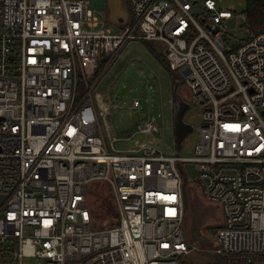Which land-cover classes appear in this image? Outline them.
Segmentation results:
<instances>
[{"label":"built area","instance_id":"obj_1","mask_svg":"<svg viewBox=\"0 0 264 264\" xmlns=\"http://www.w3.org/2000/svg\"><path fill=\"white\" fill-rule=\"evenodd\" d=\"M125 2L130 19L113 31L93 0H0V264H182L197 243L188 162L222 207V264H264V30L237 37L217 0ZM135 39L166 43L201 107L188 155L149 140L118 147L101 123L112 106L93 89ZM95 183L111 187L110 225L90 207Z\"/></svg>","mask_w":264,"mask_h":264},{"label":"rangeland","instance_id":"obj_2","mask_svg":"<svg viewBox=\"0 0 264 264\" xmlns=\"http://www.w3.org/2000/svg\"><path fill=\"white\" fill-rule=\"evenodd\" d=\"M96 14L100 19L105 16L109 19V26L117 30L118 25L128 21V7L125 0H104L102 4L93 0ZM223 9H232L235 14L230 20V26L235 28L237 37H246L247 0H217ZM237 28V29H236ZM148 43L156 51L166 54V43L162 40L150 39ZM166 59V56H164ZM177 94L189 104L184 120L193 126L182 141V154H190L197 139L196 127L201 121V107L193 102L192 92L187 83L175 77L170 69L141 39L130 40L106 68L97 82L93 92L99 91L102 98L108 101L112 109L107 117L101 115L103 127L108 126L113 138H116L118 147L136 145L138 142L152 141L169 151L176 148L173 118H172V92ZM138 98L140 106H133V99ZM103 106L104 103L102 102ZM155 116L156 127L153 133L137 134L129 140L139 122L145 121L150 116ZM108 129H105L107 132ZM188 177L185 184L186 229L189 239L195 241L196 234L206 237L199 240L197 246L189 253L183 254L182 264H215L208 250L217 246L214 240V221L219 217V210H214L212 201L204 197L201 188L193 178L196 175L195 164H184ZM90 207L95 210L100 223L108 222L110 214L116 212L113 204L111 187L106 183L92 184L88 189ZM214 203V202H213ZM112 206V211L111 207ZM105 209L107 211H105ZM111 212V213H110ZM108 221H106V219ZM110 225V224H109ZM25 264H44L38 257H30Z\"/></svg>","mask_w":264,"mask_h":264},{"label":"trees","instance_id":"obj_3","mask_svg":"<svg viewBox=\"0 0 264 264\" xmlns=\"http://www.w3.org/2000/svg\"><path fill=\"white\" fill-rule=\"evenodd\" d=\"M245 15V24L249 27L251 33H257L261 30H264V0H247ZM143 41L147 43V46L153 51L154 54H156V56L161 60V62L170 69L166 54L156 51V49L148 43V39H144ZM164 56H166V59ZM171 73L173 74L172 71ZM110 208L112 211V206ZM105 211L107 210L105 209ZM105 219L106 221H108L107 218ZM106 223L107 222H104L103 224Z\"/></svg>","mask_w":264,"mask_h":264},{"label":"water","instance_id":"obj_4","mask_svg":"<svg viewBox=\"0 0 264 264\" xmlns=\"http://www.w3.org/2000/svg\"><path fill=\"white\" fill-rule=\"evenodd\" d=\"M177 102H178V100H177ZM180 102H181V107L176 108L172 113L177 150H180L182 148L183 139L185 138L187 133L193 129V126L184 120V114H185L187 108L189 107V104L187 102H185L181 97H180ZM106 224L109 225V222H107ZM196 237H198L199 240H202V239L207 240V238L200 237L197 234H196ZM208 251L210 254H212L214 256L215 264H220L221 263V260H220L221 254L216 250H214V251L208 250Z\"/></svg>","mask_w":264,"mask_h":264},{"label":"crops","instance_id":"obj_5","mask_svg":"<svg viewBox=\"0 0 264 264\" xmlns=\"http://www.w3.org/2000/svg\"><path fill=\"white\" fill-rule=\"evenodd\" d=\"M97 1H100V0H97ZM102 2H104V0H102ZM102 2L100 3V4H102ZM99 4V5H100ZM127 4V3H126ZM128 7V6H127ZM128 14H129V18H128V21H129V19H130V13H129V10H128ZM105 19H106V21H107V25L109 24L108 22H109V19L107 18V16H105ZM127 21V22H128ZM109 26V25H108ZM123 26V24H121V25H118V29L119 28H121ZM110 27V26H109ZM113 31H117V30H115V29H113L112 27H110ZM214 201H212V206H213V208H214V210H216V208H218V210H219V215H216L215 214V216H218L219 218L216 220V221H214V223L213 224H215V226H218V225H222L223 223H224V215H223V210H222V207H221V205L218 203V202H214Z\"/></svg>","mask_w":264,"mask_h":264},{"label":"flooded vegetation","instance_id":"obj_6","mask_svg":"<svg viewBox=\"0 0 264 264\" xmlns=\"http://www.w3.org/2000/svg\"><path fill=\"white\" fill-rule=\"evenodd\" d=\"M172 104H173V110H172V113H173V111L176 109V108H180L181 107V102H180V97H179V95L177 94V91L176 90H174L173 92H172ZM178 98V99H177ZM177 100H178V102H177ZM209 254V253H208ZM210 255V254H209ZM211 257H212V255H211ZM212 261H213V257H212Z\"/></svg>","mask_w":264,"mask_h":264},{"label":"bare ground","instance_id":"obj_7","mask_svg":"<svg viewBox=\"0 0 264 264\" xmlns=\"http://www.w3.org/2000/svg\"><path fill=\"white\" fill-rule=\"evenodd\" d=\"M185 225H186V216H185ZM219 226H220V225H218L217 227H219ZM217 227H216V228H217ZM216 228H215V231H216ZM196 238H197V239H196L195 241L198 243L199 238H198V237H196ZM204 238H206V237H204ZM190 240H191V239H190ZM214 240H215V233H214ZM215 242H216V244H217V246H218V243H217L216 240H215ZM197 243H196V246H197ZM196 246H195V247H196ZM217 246H216L215 248H212L211 250H213V251L216 250V251H217V249H216ZM195 247H194V248H195ZM194 248H193V249H194ZM208 253H209V251H208ZM219 253H220V252H219ZM209 254H210V253H209ZM220 254H221V253H220ZM210 255H212V254H210ZM212 257H213V262L215 263V258H214L213 255H212ZM220 260H221V263H220V264H222V255H221V257H220Z\"/></svg>","mask_w":264,"mask_h":264}]
</instances>
